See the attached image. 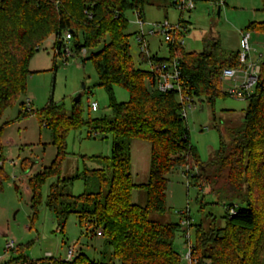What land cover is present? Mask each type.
Returning a JSON list of instances; mask_svg holds the SVG:
<instances>
[{
    "label": "trees",
    "instance_id": "trees-1",
    "mask_svg": "<svg viewBox=\"0 0 264 264\" xmlns=\"http://www.w3.org/2000/svg\"><path fill=\"white\" fill-rule=\"evenodd\" d=\"M164 1L172 6V0ZM260 1L264 16V0ZM151 4L152 0H0V140L5 126L2 115L25 96L30 59L50 36L57 49V39L71 32V48L77 53L86 51L84 60H91L97 85L108 95L109 116L83 119L80 99L69 109L49 101L35 113L39 123L50 130L56 154L49 166L27 178L33 216L41 202L42 185L52 179L45 205L59 232L68 217L75 215L81 229L103 238L102 247L109 246L117 264H180L174 239L183 220L161 223L148 216L167 210L166 176L174 169H184L188 185L207 184L211 193L224 199L225 207L223 226L205 229L201 222L195 225L192 264H264V55L259 60L254 93L246 98L241 126L229 130L228 141L220 139L209 164L202 163L190 143L177 89L158 90L155 73L136 65L129 52V38L136 32L127 31L125 13L137 11L143 17L144 7ZM245 30L264 33V18L249 22ZM167 50V57L152 54L140 60L160 64L176 59L183 92L199 102L213 106L215 99L226 96L220 74L224 68L239 66L238 50L227 51L215 39L201 52L185 51L175 40L167 43ZM114 86L126 90V101L115 100ZM23 109L22 115L33 113ZM82 126L87 128V136L111 135L110 155L91 156L104 165L64 178L65 138ZM134 139L150 144L148 178L138 185L132 183L130 173V142ZM3 161L0 145V189L7 178ZM193 169H197L195 175L190 173ZM81 178L93 179L98 189L77 195L68 192L72 182ZM134 188L144 190L143 206L131 202ZM228 206H234V214H228ZM186 221L183 234L191 225L188 217ZM15 251V256L1 264H108L101 262L103 249L99 259L79 249L70 260L53 256L30 259L19 249Z\"/></svg>",
    "mask_w": 264,
    "mask_h": 264
},
{
    "label": "rangeland",
    "instance_id": "rangeland-1",
    "mask_svg": "<svg viewBox=\"0 0 264 264\" xmlns=\"http://www.w3.org/2000/svg\"><path fill=\"white\" fill-rule=\"evenodd\" d=\"M194 7L180 10L170 6L169 1L152 0L151 5L143 9L144 26L149 23L167 22L170 26H184L182 30L185 51L201 52L212 39L217 40L221 48L227 51L239 49V33L244 31L251 21L263 20L260 0H192ZM219 10V12H218ZM218 12V13H217ZM129 33L137 32L138 25L133 12H126ZM153 35L146 40L150 54L167 57V42L163 33L155 28ZM135 35L129 38V52L134 63L143 69H149L147 63L140 60ZM249 58L255 60L264 55V33L250 32ZM180 38V39H181ZM53 36L45 39L29 62L30 76L27 79L25 96L7 108L1 118L5 122L0 145L3 156V170L7 178L2 181L0 189V254L7 239L15 241V249L8 251L5 258L15 256L19 249L30 259H38L49 252L53 257H65L68 246L76 241V249H80L89 257L99 259V251L104 250L101 262L117 264L110 254L107 245L102 247L103 238L91 235L89 230L81 229L75 215H70L63 232L56 229L52 213L45 205L48 186L53 181L47 180L41 187V202L36 206V213L30 206V193L27 189V178L49 166L55 158L56 149L48 128L39 123L37 113L49 101L63 103L69 109L74 99L80 95L83 107V119L88 117L109 116L108 95L104 88L97 85L98 79L91 60H84L86 51L76 53L64 61L61 56L54 58ZM84 52V53H83ZM230 82H222V89ZM113 95L117 102L128 99L126 90L114 86ZM26 100H30L33 113L22 115ZM97 103V110H89V102ZM20 102L24 107H20ZM247 100L244 98L218 97L213 106L206 102L192 99L189 106L184 104V118L189 140L196 150L200 162L210 163L219 147L220 139L228 141L229 130L241 126ZM66 155L61 163V176L71 177L81 173L85 168H101L104 164L91 156H109L111 151V135L103 137L93 133L87 136V128L70 131L66 138ZM150 144L144 140L134 139L130 142V173L132 183H145L149 173ZM208 165L207 171L210 169ZM184 170V169H183ZM182 169H174L167 174L166 205L162 214L149 213V219L161 223H179L188 217L187 236L182 230L176 234L174 248L180 254V263L189 264L184 258L186 248L194 244V229L199 222L208 229L223 226L225 207L220 194L211 193L207 184L188 185L187 176ZM197 169L190 171L195 175ZM109 175V173L107 172ZM203 184V185H202ZM97 183L91 178L76 179L68 187L73 195L84 191H96ZM131 202L143 206L145 192L134 188ZM234 203L239 204L238 200ZM214 219V222L213 220ZM75 245V244H74ZM95 248V250H94ZM77 250V251H78Z\"/></svg>",
    "mask_w": 264,
    "mask_h": 264
},
{
    "label": "built area",
    "instance_id": "built-area-1",
    "mask_svg": "<svg viewBox=\"0 0 264 264\" xmlns=\"http://www.w3.org/2000/svg\"><path fill=\"white\" fill-rule=\"evenodd\" d=\"M172 6L179 8L182 10H190L194 7L192 0H172ZM136 16V24L138 25V30L135 35V40L138 44L139 54L141 59L145 60L148 59L151 54L148 50V44L146 40L147 35H153L156 31L163 33L164 40L169 43L172 41H176L180 45L183 44V39L181 38L182 30H186L184 26L180 27L179 24L175 26L168 25L167 22L164 23H149L147 26V30H145L144 26H146V22L144 21L141 14L137 11L133 12ZM250 31L244 30L240 31L239 33V49H238V63L239 66L235 68H224L220 74V80L222 82H230L228 87L223 89V93L229 97H236V98H248L250 95L254 93V88L258 82V75L260 73V65L259 60L261 59V55H258V58L254 61L249 58V52L251 50L250 47ZM181 38V39H180ZM58 42V43H57ZM58 47L54 49V52H57L59 56L63 58L64 61H67L70 57H74L77 52H75L71 48V32H66L62 35V37L57 39ZM84 49H81L79 52H82ZM78 52V53H79ZM84 53V52H83ZM149 66V69L155 73V87L160 91H167L172 88L177 89V97L178 100L187 106L190 105L193 98H190L186 95L180 84H179V77L180 73L178 70V61L173 59L168 63H160L156 64L154 61H147L146 62ZM168 68L165 70V68ZM27 107H25L26 111L30 110V100L25 101ZM89 110L96 111L97 110V103L94 101L89 102ZM182 116L184 115V108H182ZM235 208L234 206H228V214H234ZM183 226L187 225V221H181ZM99 234V233H98ZM188 234L186 233L185 236ZM76 245H71L67 247L65 253V260H70L73 256L76 255L77 250ZM15 249V241L13 239H7L3 246V253L0 254V264L7 258H5L6 253L8 251H12ZM191 251L192 246L191 244L187 246L186 252L184 253V258L192 264L191 259ZM46 257L52 256L49 252L45 253Z\"/></svg>",
    "mask_w": 264,
    "mask_h": 264
},
{
    "label": "water",
    "instance_id": "water-1",
    "mask_svg": "<svg viewBox=\"0 0 264 264\" xmlns=\"http://www.w3.org/2000/svg\"><path fill=\"white\" fill-rule=\"evenodd\" d=\"M218 12H219V10H218ZM217 12V13H218ZM79 98H80V95H78L75 99H74V102H78L79 101Z\"/></svg>",
    "mask_w": 264,
    "mask_h": 264
},
{
    "label": "crops",
    "instance_id": "crops-1",
    "mask_svg": "<svg viewBox=\"0 0 264 264\" xmlns=\"http://www.w3.org/2000/svg\"><path fill=\"white\" fill-rule=\"evenodd\" d=\"M238 43H239V41H238ZM256 59H257V58H256ZM256 59H255V60H256ZM255 60H254V61H255ZM74 244L78 246V244L76 243V241L72 243V245H74ZM78 247H79V246H78ZM94 250H95V248H94ZM180 264H181V263H180ZM189 264H190V263H189Z\"/></svg>",
    "mask_w": 264,
    "mask_h": 264
}]
</instances>
